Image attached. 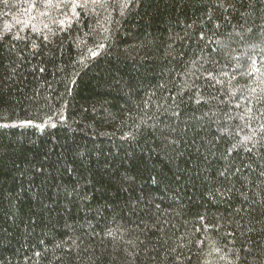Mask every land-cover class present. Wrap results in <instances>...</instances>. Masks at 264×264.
<instances>
[{"label": "trees", "instance_id": "16d2710c", "mask_svg": "<svg viewBox=\"0 0 264 264\" xmlns=\"http://www.w3.org/2000/svg\"><path fill=\"white\" fill-rule=\"evenodd\" d=\"M0 264H264V0H0Z\"/></svg>", "mask_w": 264, "mask_h": 264}, {"label": "snow or ice", "instance_id": "6c2138e0", "mask_svg": "<svg viewBox=\"0 0 264 264\" xmlns=\"http://www.w3.org/2000/svg\"><path fill=\"white\" fill-rule=\"evenodd\" d=\"M41 71H43V70H41Z\"/></svg>", "mask_w": 264, "mask_h": 264}]
</instances>
